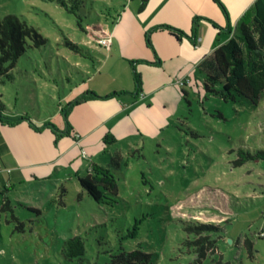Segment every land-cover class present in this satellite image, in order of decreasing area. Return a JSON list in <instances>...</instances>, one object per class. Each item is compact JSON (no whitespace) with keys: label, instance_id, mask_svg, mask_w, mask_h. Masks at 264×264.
<instances>
[{"label":"rangeland","instance_id":"obj_1","mask_svg":"<svg viewBox=\"0 0 264 264\" xmlns=\"http://www.w3.org/2000/svg\"><path fill=\"white\" fill-rule=\"evenodd\" d=\"M66 2L79 7L73 12L57 1L0 0V20L16 15L48 39L19 59L13 80L0 82L1 114L33 122L1 128L14 134L22 181L2 169L8 181L0 188V264H106L112 255L137 249L150 253L153 264H264V95L258 106L242 98L224 101L206 92L197 70L187 80V96L182 84L179 102L168 95L174 111L163 114L159 128L144 121L111 146H103L102 136L96 156L76 149L50 165L64 151L62 143L74 144L62 133L98 112L92 100L72 103L104 88L101 97L121 91L112 99L131 101L136 75L145 88L157 83L155 69L143 62L155 56L152 39L167 42L163 26L183 31L172 24L180 18L177 5L160 0H149L144 9L142 0ZM97 25L109 32L108 47L87 35ZM176 64L175 57L168 59L164 80L179 73ZM117 76L124 92L109 88ZM117 152L123 158L113 173L119 198L98 204L78 177L91 172V161L109 168ZM248 155L257 158L246 160ZM6 197L10 204L2 209ZM197 223L222 228L219 236L211 234L218 244L205 258L188 243L195 235L186 226ZM74 236L85 240L82 261L61 254L63 241Z\"/></svg>","mask_w":264,"mask_h":264},{"label":"trees","instance_id":"obj_2","mask_svg":"<svg viewBox=\"0 0 264 264\" xmlns=\"http://www.w3.org/2000/svg\"><path fill=\"white\" fill-rule=\"evenodd\" d=\"M57 1L63 7L70 11L78 9V2H74L69 6L66 0H49ZM223 11L227 13L226 8L216 0ZM148 0H142V9L145 8ZM169 32L180 39L182 31L163 26ZM87 35L92 41H100L110 38L109 33L104 26L97 25L86 30ZM48 39L43 36L35 27L25 20H20L16 15L10 14L0 20V82L5 80H13V68L17 65L19 59L27 52L29 48H40L46 45ZM74 49L78 50L77 45L70 44ZM199 73L202 76L203 83L208 94L219 96L224 101H236L242 98L253 106H258L264 95V0H256L253 6V17L250 22L242 21L239 26L238 33L231 37L226 43L219 45L212 55L204 58L199 66ZM137 84L141 85L139 75H136ZM221 86L222 89H218ZM185 96L189 93L186 89H182ZM113 96V95H112ZM111 96L101 97L94 92H89L80 100L72 103V106L95 99L107 98ZM24 119L32 124L30 118H10L3 116L0 112V167L1 169H10L6 161L11 153V148L4 138L1 128L4 126L15 127ZM48 127V124L41 128ZM63 135H71L70 130ZM59 136V134H56ZM117 143V138L112 133H107L103 138L105 147ZM256 156L246 158L254 159ZM122 155L117 152L110 157V167L105 168L100 165H92L91 172L85 176H79V182L84 191L98 204L115 203L118 200V186L113 176L116 169L121 167ZM245 160H239L243 163ZM241 163V164H242ZM11 174L20 181V170L10 169ZM3 193V192H2ZM10 200L6 197V201L2 206L4 209ZM188 233L195 235V240L188 241L194 245L197 253L205 258L207 249L216 247L218 239L213 238L211 234L218 235L222 232V228L211 224H188L186 226ZM249 251H252V243L246 241ZM61 254L66 260H83L86 254L85 240L81 236H74L63 241ZM218 262L217 264H220ZM106 264H153L152 256L142 250L123 251L119 254L112 255Z\"/></svg>","mask_w":264,"mask_h":264},{"label":"crops","instance_id":"obj_3","mask_svg":"<svg viewBox=\"0 0 264 264\" xmlns=\"http://www.w3.org/2000/svg\"><path fill=\"white\" fill-rule=\"evenodd\" d=\"M160 1H163L167 6H171V4L177 5L176 9L180 12V18L177 23L172 24L183 30L184 34H181L180 39H178L170 32H166L167 40L165 39V41L167 42L160 38L152 39L155 56L146 55L143 62L148 63L150 68L155 69L151 72V76L153 81L157 83H153V86L149 88L142 86L145 82L135 87L136 93H134V97L129 98L131 101L112 99L114 96L119 95L121 91L113 93V96L110 95L111 97L91 99L92 103L99 105L97 106L98 112L93 117L87 116L88 123L77 120L72 126H69L71 132L69 137L73 138L74 144L62 143L65 146L64 151L57 159L50 161V165H57L58 162H61L76 149L83 150L87 157L96 156L100 150L102 136L104 138L109 132L116 136L118 142L120 136L138 132L139 126H145L144 121L149 122L153 127L159 128L162 126L163 122H165L163 114L166 116V114H173L172 112L174 111L168 95L173 96L178 102L180 101L178 87L181 83H184L182 88L185 89L187 80L189 82L191 74L198 70L200 62L212 55L219 45L226 43L231 37L235 36L242 21L250 22L252 20L253 6L256 2V0H220L226 8L227 13H225L216 0ZM192 19L194 22L191 24ZM153 32H164V30L156 28ZM173 53L174 55H172ZM173 57L177 59L176 68L179 69V73L169 75L164 80L162 75L166 74L165 63ZM99 77V75H96L94 79H99ZM109 84V88L115 90L122 88L119 76L109 79ZM107 90L108 88L103 90L94 89V93L100 96L106 94ZM122 92L124 91L122 90ZM157 119L158 123L154 125L152 120L155 121ZM92 122H98L99 124L90 128ZM112 122L113 124L111 125ZM104 127L109 129L108 132L104 130ZM1 131L11 148V153L6 161L11 165L10 169L19 170L16 164V157L12 153L13 144H11V140L14 134L10 131L3 132L2 129ZM91 163L92 165H100V163L95 161H91ZM10 169H8L9 174H11ZM7 181L8 179L1 169L0 188L5 187Z\"/></svg>","mask_w":264,"mask_h":264},{"label":"built area","instance_id":"obj_4","mask_svg":"<svg viewBox=\"0 0 264 264\" xmlns=\"http://www.w3.org/2000/svg\"><path fill=\"white\" fill-rule=\"evenodd\" d=\"M110 38L107 39H102V43H104L106 45V47H108L110 45ZM182 85H184V83H181ZM0 171H1V167H0Z\"/></svg>","mask_w":264,"mask_h":264}]
</instances>
